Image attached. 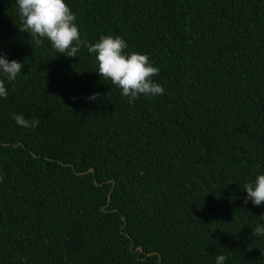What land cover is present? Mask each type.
<instances>
[{
    "label": "trees",
    "instance_id": "obj_1",
    "mask_svg": "<svg viewBox=\"0 0 264 264\" xmlns=\"http://www.w3.org/2000/svg\"><path fill=\"white\" fill-rule=\"evenodd\" d=\"M65 3L82 40L147 54L164 93L129 103L0 0V53L24 64L0 75V264H264V203H243L264 174V0Z\"/></svg>",
    "mask_w": 264,
    "mask_h": 264
},
{
    "label": "clouds",
    "instance_id": "obj_2",
    "mask_svg": "<svg viewBox=\"0 0 264 264\" xmlns=\"http://www.w3.org/2000/svg\"><path fill=\"white\" fill-rule=\"evenodd\" d=\"M21 19L19 30L31 35L37 46H41L46 38L53 49L67 57L76 58L82 47L89 54H95L97 73L105 80H110L121 91V95L134 102L141 95L156 96L163 94V87L154 82L152 77L158 75L159 69L152 66L147 54L139 52L126 53L127 43L119 36L102 35L98 42L88 43L81 39L80 31L75 23V13L71 11L65 0H16ZM24 64L8 60L0 53V75L11 82L23 71ZM8 91L4 80L0 79V98L7 99ZM99 94H92L89 100H97ZM67 107V106H66ZM12 119L23 128H35L38 118L25 119L23 115L12 114ZM246 196L243 203L249 201L254 206L264 203V174L257 175L254 182L244 185ZM264 218V214H261ZM252 235H264V224L258 225ZM224 255L216 257L215 264H224Z\"/></svg>",
    "mask_w": 264,
    "mask_h": 264
}]
</instances>
